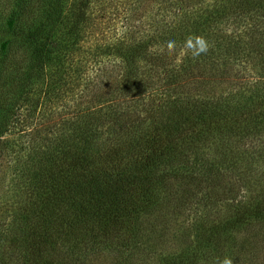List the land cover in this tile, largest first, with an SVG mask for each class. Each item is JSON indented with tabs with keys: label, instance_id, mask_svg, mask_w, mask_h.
Masks as SVG:
<instances>
[{
	"label": "trees",
	"instance_id": "trees-1",
	"mask_svg": "<svg viewBox=\"0 0 264 264\" xmlns=\"http://www.w3.org/2000/svg\"><path fill=\"white\" fill-rule=\"evenodd\" d=\"M34 7L0 49V264H264V0Z\"/></svg>",
	"mask_w": 264,
	"mask_h": 264
},
{
	"label": "rangeland",
	"instance_id": "rangeland-1",
	"mask_svg": "<svg viewBox=\"0 0 264 264\" xmlns=\"http://www.w3.org/2000/svg\"><path fill=\"white\" fill-rule=\"evenodd\" d=\"M23 2H27L28 7L31 6L33 7V9L35 8L34 6L38 4V0H0V49H1V45L4 43L6 39L20 36L19 34L15 33L16 29L9 30L7 23L10 17H12L13 11L17 7V5L19 4L21 5ZM31 14H33V11L31 12ZM18 21L21 23V18H19ZM118 27H120V25ZM92 42L93 39L92 41H90V44H88L89 47L92 44ZM89 66L90 68L87 71L89 73H87V75L91 78L92 81H95L93 83H96L99 80L98 78V80L96 81V76L99 74L98 67L95 65H89ZM0 168L3 169V166H1ZM104 260H105L104 257H99L92 262H94L93 264H103Z\"/></svg>",
	"mask_w": 264,
	"mask_h": 264
},
{
	"label": "clouds",
	"instance_id": "clouds-1",
	"mask_svg": "<svg viewBox=\"0 0 264 264\" xmlns=\"http://www.w3.org/2000/svg\"><path fill=\"white\" fill-rule=\"evenodd\" d=\"M168 50L172 52L175 49V44L173 40L170 38L168 40ZM185 48L191 51V54L195 56H199L201 53L207 51V45L203 38H195V43H193V37H188L185 41ZM219 264H232V261L229 258H224L223 260L219 261Z\"/></svg>",
	"mask_w": 264,
	"mask_h": 264
}]
</instances>
